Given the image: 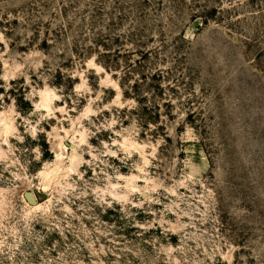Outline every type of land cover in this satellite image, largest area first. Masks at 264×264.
<instances>
[{
	"label": "rangeland",
	"instance_id": "1",
	"mask_svg": "<svg viewBox=\"0 0 264 264\" xmlns=\"http://www.w3.org/2000/svg\"><path fill=\"white\" fill-rule=\"evenodd\" d=\"M0 264H264V0H0Z\"/></svg>",
	"mask_w": 264,
	"mask_h": 264
},
{
	"label": "water",
	"instance_id": "2",
	"mask_svg": "<svg viewBox=\"0 0 264 264\" xmlns=\"http://www.w3.org/2000/svg\"><path fill=\"white\" fill-rule=\"evenodd\" d=\"M29 202L31 203V204H33V205H35L37 202H36V200L31 196V195H29Z\"/></svg>",
	"mask_w": 264,
	"mask_h": 264
},
{
	"label": "bare ground",
	"instance_id": "3",
	"mask_svg": "<svg viewBox=\"0 0 264 264\" xmlns=\"http://www.w3.org/2000/svg\"><path fill=\"white\" fill-rule=\"evenodd\" d=\"M38 208H40V206Z\"/></svg>",
	"mask_w": 264,
	"mask_h": 264
}]
</instances>
